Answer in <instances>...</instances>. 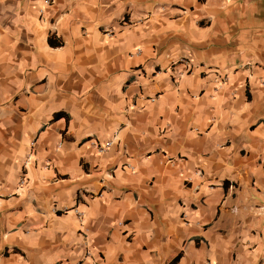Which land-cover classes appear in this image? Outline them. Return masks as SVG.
<instances>
[{"label": "crops", "instance_id": "0c3cea01", "mask_svg": "<svg viewBox=\"0 0 264 264\" xmlns=\"http://www.w3.org/2000/svg\"><path fill=\"white\" fill-rule=\"evenodd\" d=\"M94 262L264 264V0H0V264Z\"/></svg>", "mask_w": 264, "mask_h": 264}, {"label": "built area", "instance_id": "2783aa9c", "mask_svg": "<svg viewBox=\"0 0 264 264\" xmlns=\"http://www.w3.org/2000/svg\"><path fill=\"white\" fill-rule=\"evenodd\" d=\"M49 1H50V0H44L45 3H49ZM136 51L138 52L139 49H137ZM179 61H180V63H185V64H188V63H189V61H187V60H185V59H181V60H179ZM110 144H111L110 141H106V142H104L103 144L98 145V147H97V151H98V152H103V151H105V150L110 146ZM28 159H29V156H28ZM21 182H22V180H21ZM94 264H100V263H96V262H94Z\"/></svg>", "mask_w": 264, "mask_h": 264}, {"label": "trees", "instance_id": "16d2710c", "mask_svg": "<svg viewBox=\"0 0 264 264\" xmlns=\"http://www.w3.org/2000/svg\"><path fill=\"white\" fill-rule=\"evenodd\" d=\"M63 113L61 112H58V113H55L54 114V118H57V117H62ZM179 259V254L177 256H175V258L172 259L171 263H176Z\"/></svg>", "mask_w": 264, "mask_h": 264}]
</instances>
